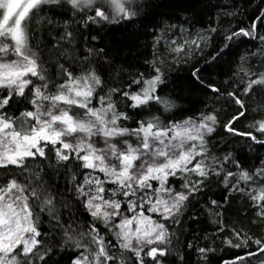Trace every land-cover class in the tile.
<instances>
[{"label":"snow or ice","instance_id":"snow-or-ice-1","mask_svg":"<svg viewBox=\"0 0 264 264\" xmlns=\"http://www.w3.org/2000/svg\"><path fill=\"white\" fill-rule=\"evenodd\" d=\"M213 7L226 28L178 40L175 25L144 23L151 0H0V264H188L184 249L207 264L216 249L186 234L206 221L224 233L229 192L251 202L261 231L232 226L222 243L249 251L224 264H264V113L254 131L236 128L264 91L252 70V58L264 64V0ZM245 40L255 43L240 53ZM164 49L187 75L168 74ZM221 100L235 110L209 106ZM218 127L257 155L213 154ZM213 186L225 195L212 198Z\"/></svg>","mask_w":264,"mask_h":264},{"label":"trees","instance_id":"trees-1","mask_svg":"<svg viewBox=\"0 0 264 264\" xmlns=\"http://www.w3.org/2000/svg\"><path fill=\"white\" fill-rule=\"evenodd\" d=\"M220 4L231 3V0H151V5L153 8L152 14L144 20L145 24H152L155 22H160L161 26L164 25H175L169 35H184L189 34L196 36L197 32H200L204 29L217 27L218 30H222L228 26V20L230 17H226L223 15H218L220 13V9L217 7H213ZM245 0H235V4L237 9L243 11ZM191 8V11H185L184 9ZM231 10V9H229ZM251 15V9L245 16H237L236 20H243L245 24L248 23L247 16ZM143 19V18H142ZM236 20L232 21L233 26H236ZM187 21V22H186ZM126 27V26H125ZM125 27L120 28L118 31L114 33V38L116 40H120L126 36H128L134 30H140L142 25L140 23H136L131 26L130 29L125 30ZM159 32V29H156ZM183 30V31H181ZM148 31H152L151 28ZM255 42L245 40L243 43L239 44L238 51L243 53L245 48L252 49V46ZM139 44L141 47L138 49L140 52L144 54L146 57L152 56V48L151 45V37L147 39L141 37ZM147 45V46H146ZM136 49H133V55L136 53ZM158 57L168 61V74L171 76L176 75H187L186 72L177 73L175 71V65L171 61V57L169 56L166 49L158 50ZM144 57H138L136 60H132L133 64H142ZM255 62L252 64L253 71H264V64H261V58H252ZM136 69L134 68L133 71ZM141 70H143L141 68ZM233 70H236V66L233 65ZM171 91V88L165 89L164 92H160L159 95L163 99H167V93ZM246 103L250 106L248 119H243L236 124V128L238 131H249L253 130L251 125L253 124L252 116L255 115L257 119L260 118V113H264V91L257 90L256 92L250 94L249 97L246 98ZM210 107H215L217 109L223 108V110L227 113H232L235 110V105H228L221 100L215 105H209ZM184 107H188V105H184ZM197 107L203 109V105H197ZM159 109V112L156 111ZM255 110V111H253ZM164 112V104H156L153 109L154 114H160ZM185 113H177V119H182ZM223 115V114H222ZM226 122V121H225ZM131 123V122H129ZM254 131V130H253ZM259 135L258 133H255ZM251 144V141L247 137H239L233 136L227 132H225L222 128H217V134H215L210 140V147L213 150V154L218 156H223L226 151L235 150L236 152H240L241 148H245L246 145ZM214 146V147H213ZM242 156L247 155L250 157H254L257 155V152L248 153L246 148L244 152L240 153ZM258 154L264 157V148H258ZM253 163H257V161H251ZM177 183V187H178ZM221 188L213 186L212 192L214 196L212 198H220L225 195L224 192L221 191ZM229 204H226L225 207H229L230 210L224 213L223 221L225 223L226 231L224 233H220L214 235L215 225H210L207 221L204 224H195L192 225L194 231L190 234H186V240L192 241L193 243H197L194 239L196 236H199L200 239L198 241L200 246H204L207 244L210 247L216 249L215 252L210 253L208 257L207 264H222L226 260H233L237 255L244 256L249 249H236L227 246L222 243V241L227 238L230 234V229L232 226L241 227L243 226L245 229L251 228L254 232H260L259 229L255 225L250 224L251 210H250V201L246 199L240 193L237 192H229L227 193ZM234 197V198H233ZM81 221L84 220L82 216ZM201 219H204L202 216ZM185 238H182V240ZM255 246H253L254 250ZM186 254V259L188 264H205L204 261L199 260L198 254L195 249H184ZM251 259V264H259L258 259L253 257ZM259 259H264V256L259 257Z\"/></svg>","mask_w":264,"mask_h":264},{"label":"rangeland","instance_id":"rangeland-1","mask_svg":"<svg viewBox=\"0 0 264 264\" xmlns=\"http://www.w3.org/2000/svg\"><path fill=\"white\" fill-rule=\"evenodd\" d=\"M176 36H177L178 40H182V38H189V39L190 38H195V36H193V35L191 36V35L186 34V33L184 35L179 34V35H176Z\"/></svg>","mask_w":264,"mask_h":264},{"label":"water","instance_id":"water-1","mask_svg":"<svg viewBox=\"0 0 264 264\" xmlns=\"http://www.w3.org/2000/svg\"><path fill=\"white\" fill-rule=\"evenodd\" d=\"M222 264H224V262Z\"/></svg>","mask_w":264,"mask_h":264}]
</instances>
